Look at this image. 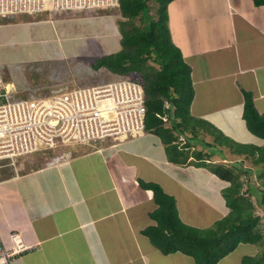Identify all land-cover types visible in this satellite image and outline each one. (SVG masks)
<instances>
[{
    "label": "crops",
    "instance_id": "crops-1",
    "mask_svg": "<svg viewBox=\"0 0 264 264\" xmlns=\"http://www.w3.org/2000/svg\"><path fill=\"white\" fill-rule=\"evenodd\" d=\"M166 12L171 41L190 67V115L209 121L233 140L263 144V138L247 129L242 104L244 92H249L258 113L264 114V4L171 0ZM24 15L27 19H22ZM48 15L0 16V55L7 51L0 60L17 58L12 57L17 56L18 44L48 39L35 27L47 26L51 39H57L56 33L66 34L54 15ZM22 29L26 35L17 37ZM111 139L107 146H97L103 140L99 139L43 150L44 160L37 165L31 164L34 155L18 156L12 164L9 159L0 160V168L10 165L13 171L4 175L0 169V235L9 245V234L16 232L24 246L14 264H194L191 256L179 251L162 253L142 233L147 225L136 226L141 215L154 224L149 213L156 207L152 191L140 187L136 179L158 183L174 197L179 215V211L197 213L190 207L183 211L180 201L190 203V194L200 196L191 187L200 177L201 197L209 214L204 220L197 215L198 222L190 223L185 213L179 215L183 222L200 228L211 226L229 211L221 194L229 182L204 167L169 162L164 144L153 133ZM128 139L134 148L123 143ZM218 152L210 158L213 163L232 160L224 147ZM222 153L226 159H221ZM20 159L31 160L28 169ZM185 177L190 178L186 183ZM225 260L226 255L216 264H228L231 259Z\"/></svg>",
    "mask_w": 264,
    "mask_h": 264
},
{
    "label": "trees",
    "instance_id": "trees-1",
    "mask_svg": "<svg viewBox=\"0 0 264 264\" xmlns=\"http://www.w3.org/2000/svg\"><path fill=\"white\" fill-rule=\"evenodd\" d=\"M154 1L160 8L146 22L141 17L151 8L149 0H119L116 6L121 16L118 19L119 44L123 49L98 56L92 66L105 69L113 78L127 77L142 85L146 106L144 131L160 138L169 162L204 167L228 181L229 185L221 194L229 211L211 226H192L179 219L172 195L165 193L156 182L138 179L140 187L152 191L156 204L149 213L155 223L145 227L142 233L162 253L179 251L191 256L194 264H216L238 244L254 243L257 251L244 254L241 264H264L261 216L254 213V203L246 191L242 192L239 180V173L248 175V189L257 187L258 204L264 207V143L257 145L233 140L209 121L190 115L193 97L190 67L171 41L167 25L166 6L171 0ZM254 3L264 4V0H254ZM135 19H139L138 24ZM242 105V118L247 129L264 139V114L258 113L249 92H244ZM206 135L210 136L209 140ZM220 147L232 155L230 162L213 163L210 160ZM221 159H226L224 153ZM245 160L256 169L258 165V173L251 175L249 172L253 169L244 166ZM255 176L259 185L254 188L250 185Z\"/></svg>",
    "mask_w": 264,
    "mask_h": 264
},
{
    "label": "built area",
    "instance_id": "built-area-1",
    "mask_svg": "<svg viewBox=\"0 0 264 264\" xmlns=\"http://www.w3.org/2000/svg\"><path fill=\"white\" fill-rule=\"evenodd\" d=\"M119 0H0V16L116 7ZM0 75V160L69 143L91 142L144 131L146 106L142 85L127 77L60 89L46 99H14L17 94ZM11 244L0 235V264H12L23 249L16 232Z\"/></svg>",
    "mask_w": 264,
    "mask_h": 264
},
{
    "label": "rangeland",
    "instance_id": "rangeland-1",
    "mask_svg": "<svg viewBox=\"0 0 264 264\" xmlns=\"http://www.w3.org/2000/svg\"><path fill=\"white\" fill-rule=\"evenodd\" d=\"M149 4L151 8L141 17L142 20L146 22L150 17H154L157 9L160 8V4L158 5L154 0H149ZM48 13L54 15L59 27L67 31L66 34H60L59 32L58 34L56 33L57 39H55L54 36H52L53 39H51L49 35L53 34H50L51 30H49L47 26L35 27V31L39 30L44 34H48V39L40 42L37 40L38 38H35L36 40L32 38L33 40H29L25 45L23 43L18 44L16 50L17 56L12 57L17 58L7 61L0 60V75L4 81L11 80L12 83H9L15 90L12 93V97H14V94H17L14 99H36L39 97L49 99L51 95L57 93L60 89L68 90L74 87L93 85L112 80L113 77L108 71L103 68H94L92 62L100 55L118 52L123 49L119 44L120 31L118 28V19L121 18V16L117 7L58 12L51 11ZM23 18L27 19V16L24 15L22 16V19ZM38 18L40 19L42 16ZM135 22L138 24L139 19H135ZM15 35L17 37H24L26 35V30L22 29L20 33H16ZM6 52L7 51H1V55ZM1 55L0 57H2ZM131 140L132 139H128L123 142L127 143L126 147L134 148ZM110 141H112L111 138L103 139L102 141H97L96 145L107 146ZM133 141L134 143L136 142L135 139H133ZM119 148H123V145ZM32 155H34L33 161L30 160L32 165H37L44 160L43 153ZM20 161H22L21 164L23 168H29L30 161L27 159H20ZM243 164L244 166H249L251 171L253 169V172H249L251 175L258 173V165L256 169V166H253L249 160H245ZM150 168L153 170L152 166H150L149 169ZM188 168L191 169V167ZM0 169H2L1 173L4 175L13 172L11 171L10 165H6ZM254 169H256V171H254ZM197 172L198 170L196 173ZM200 172H204V170L200 169ZM201 174L203 173H199V175ZM247 177L248 175L246 173H239V180L242 182L241 190L244 193L246 191V195H249L251 201L254 203V213L261 216V220L259 221H261V228L264 233V207L258 204L259 196L256 187V184L259 185V179L257 176L253 177L254 182H252L250 186L256 188L252 189L250 187V190L248 189ZM195 179L196 181L191 187L198 189L200 196L194 197L190 194L187 198L190 203L185 200L180 201L183 211L186 207H190L188 209L193 208L197 211V213L189 211L182 212V214L179 211L180 216H183L185 213V219H187L186 222L188 223H190V221L198 222L197 220L199 217L197 218V215L201 216L202 220H204L209 214V211L204 208V200L201 197V191H203L201 178L196 176ZM136 180L138 182V179ZM189 180V177L184 178L185 183ZM143 181L146 182L147 180L143 179ZM141 216L142 217H137L138 219L135 220L136 226L140 227L141 223L147 226L150 225L146 219L148 217L146 215ZM181 220L185 221L184 218ZM199 224L201 223L199 222ZM208 226L210 225L202 227L206 228ZM198 228L200 227L198 226ZM147 243H149L148 240ZM257 248L258 247L254 243H240L233 252L226 255V260L231 259L228 261V264H236L238 256L240 257L243 254H254ZM15 258L16 257L13 258L12 264H14ZM96 261H101V259L97 258Z\"/></svg>",
    "mask_w": 264,
    "mask_h": 264
},
{
    "label": "clouds",
    "instance_id": "clouds-1",
    "mask_svg": "<svg viewBox=\"0 0 264 264\" xmlns=\"http://www.w3.org/2000/svg\"><path fill=\"white\" fill-rule=\"evenodd\" d=\"M43 150L37 151V153H41ZM37 153H33V154H37ZM32 155V154H31ZM30 156V155H29Z\"/></svg>",
    "mask_w": 264,
    "mask_h": 264
}]
</instances>
